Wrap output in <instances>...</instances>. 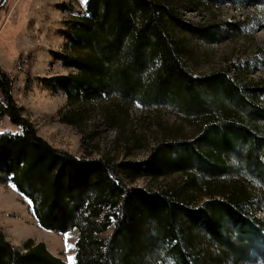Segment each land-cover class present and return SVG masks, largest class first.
Instances as JSON below:
<instances>
[{
	"label": "trees",
	"instance_id": "16d2710c",
	"mask_svg": "<svg viewBox=\"0 0 264 264\" xmlns=\"http://www.w3.org/2000/svg\"><path fill=\"white\" fill-rule=\"evenodd\" d=\"M177 13L175 0H86L84 14L65 22L64 51L50 54L71 73L36 82L66 97L56 119L77 131L78 157L38 136L0 68V184L28 202L42 229L77 232L75 264H250L264 242V85L224 70L193 75L188 38L212 45L240 27ZM136 104L143 115L133 121ZM95 109L115 134L97 156L86 140L98 132L83 129ZM159 109L180 123L154 119ZM191 121L198 132L189 135ZM176 175L178 186L137 185ZM0 264L65 263L43 244L17 251L0 230Z\"/></svg>",
	"mask_w": 264,
	"mask_h": 264
},
{
	"label": "rangeland",
	"instance_id": "374dc122",
	"mask_svg": "<svg viewBox=\"0 0 264 264\" xmlns=\"http://www.w3.org/2000/svg\"><path fill=\"white\" fill-rule=\"evenodd\" d=\"M180 19L195 25L230 23L239 25L240 32L224 36L216 44H206L188 38L187 47L193 55L187 64L193 75L227 71L230 77L249 82V85H264V0H219L213 6H196V0H175ZM63 7V9H62ZM69 9L72 13H64ZM82 0H0V68L14 80L13 95L27 118L35 127L38 136L54 148L62 149L74 156L83 154L82 142L77 131L60 124L56 119L58 110H63L66 97L62 92L42 88L36 78L54 79L71 73L55 62L51 52L62 53L65 41L59 31L66 30L65 22L76 21L84 14ZM31 78L25 86L27 77ZM264 105V97H262ZM133 121L141 118L143 109L138 104L129 110ZM97 110L88 115L84 131L98 132L93 141H88V150L93 156L107 153L115 134L99 126ZM154 119L167 126L179 124L170 112L159 109ZM186 124L184 130L191 135L198 132ZM7 128L3 124L0 129ZM155 128V127H153ZM15 132L17 129L12 128ZM146 145V142H144ZM144 150L133 158L145 157ZM264 158V155H263ZM181 183L179 176L153 184L137 183L144 187H166ZM257 215L264 218V204L258 207ZM0 230L5 239L20 252L28 242L43 244L49 253L65 264H75L77 232L57 234L42 229L34 218L30 205L9 184H0ZM67 238V239H66ZM264 240V232L262 233ZM71 246V247H68ZM254 264H264V242L252 254ZM246 262V261H245Z\"/></svg>",
	"mask_w": 264,
	"mask_h": 264
},
{
	"label": "bare ground",
	"instance_id": "6f19581e",
	"mask_svg": "<svg viewBox=\"0 0 264 264\" xmlns=\"http://www.w3.org/2000/svg\"><path fill=\"white\" fill-rule=\"evenodd\" d=\"M71 232H73V231H71ZM68 233H70L69 231L68 232H66L65 234H68ZM54 256V255H53ZM56 257V256H55ZM58 258V257H57ZM60 259V258H59ZM61 260V259H60ZM64 262V261H63ZM250 264H254L252 261L250 262Z\"/></svg>",
	"mask_w": 264,
	"mask_h": 264
},
{
	"label": "snow or ice",
	"instance_id": "6c2138e0",
	"mask_svg": "<svg viewBox=\"0 0 264 264\" xmlns=\"http://www.w3.org/2000/svg\"><path fill=\"white\" fill-rule=\"evenodd\" d=\"M82 2H85L86 3V0H82ZM67 239V238H66ZM68 247H71V246H68Z\"/></svg>",
	"mask_w": 264,
	"mask_h": 264
}]
</instances>
